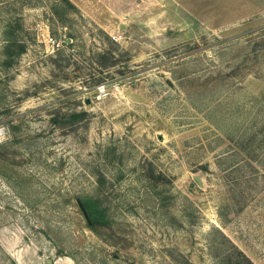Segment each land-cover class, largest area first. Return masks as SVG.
Instances as JSON below:
<instances>
[{
    "label": "rangeland",
    "instance_id": "rangeland-1",
    "mask_svg": "<svg viewBox=\"0 0 264 264\" xmlns=\"http://www.w3.org/2000/svg\"><path fill=\"white\" fill-rule=\"evenodd\" d=\"M70 1L0 0V264H264V0Z\"/></svg>",
    "mask_w": 264,
    "mask_h": 264
},
{
    "label": "trees",
    "instance_id": "trees-1",
    "mask_svg": "<svg viewBox=\"0 0 264 264\" xmlns=\"http://www.w3.org/2000/svg\"><path fill=\"white\" fill-rule=\"evenodd\" d=\"M67 1L71 2L70 0H67ZM14 42H15V40L11 39L9 41V47L13 46ZM25 49H26V45L22 44L20 51L23 52ZM72 116L75 118H78L82 115L80 113H74V114H72ZM91 205H92V207L85 204L84 208H85L86 212H84V213H86V217L88 219L89 225L91 227H95L99 222L102 221V216H101L99 209H97L93 204H91ZM217 229H219V228H217ZM223 235L226 237V235L224 233H223ZM229 241H230V239H229ZM230 242H231V244L229 247H227L226 253L224 252L222 254V260H221L220 264H257L237 244H235L232 240Z\"/></svg>",
    "mask_w": 264,
    "mask_h": 264
},
{
    "label": "built area",
    "instance_id": "built-area-1",
    "mask_svg": "<svg viewBox=\"0 0 264 264\" xmlns=\"http://www.w3.org/2000/svg\"><path fill=\"white\" fill-rule=\"evenodd\" d=\"M51 39L53 40V38L51 37ZM54 43H56V40L54 39ZM57 44L59 45L60 42H57ZM2 134V128L0 129V135Z\"/></svg>",
    "mask_w": 264,
    "mask_h": 264
}]
</instances>
